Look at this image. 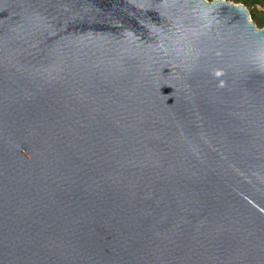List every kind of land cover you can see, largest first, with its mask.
Returning <instances> with one entry per match:
<instances>
[{
    "label": "water",
    "instance_id": "water-1",
    "mask_svg": "<svg viewBox=\"0 0 264 264\" xmlns=\"http://www.w3.org/2000/svg\"><path fill=\"white\" fill-rule=\"evenodd\" d=\"M0 264H264L244 5L0 0Z\"/></svg>",
    "mask_w": 264,
    "mask_h": 264
},
{
    "label": "trees",
    "instance_id": "trees-1",
    "mask_svg": "<svg viewBox=\"0 0 264 264\" xmlns=\"http://www.w3.org/2000/svg\"><path fill=\"white\" fill-rule=\"evenodd\" d=\"M209 2H212L214 0H207ZM230 2H234L236 4H242L247 9H252L250 15L254 23L258 26V28L262 29L264 28V12H260L256 8L262 7L264 8V0H226Z\"/></svg>",
    "mask_w": 264,
    "mask_h": 264
},
{
    "label": "rangeland",
    "instance_id": "rangeland-1",
    "mask_svg": "<svg viewBox=\"0 0 264 264\" xmlns=\"http://www.w3.org/2000/svg\"><path fill=\"white\" fill-rule=\"evenodd\" d=\"M256 9L259 10L260 12H264V8L262 7L258 6ZM248 11L251 13L252 9H248Z\"/></svg>",
    "mask_w": 264,
    "mask_h": 264
}]
</instances>
